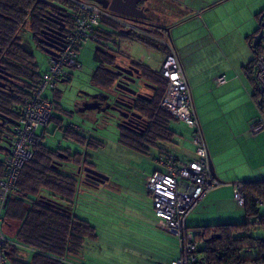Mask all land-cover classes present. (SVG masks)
I'll return each instance as SVG.
<instances>
[{
  "label": "trees",
  "instance_id": "1",
  "mask_svg": "<svg viewBox=\"0 0 264 264\" xmlns=\"http://www.w3.org/2000/svg\"><path fill=\"white\" fill-rule=\"evenodd\" d=\"M36 1L6 0L3 12L14 17L13 29L15 31L22 25L25 29L28 27L33 31L42 27L41 21L30 16ZM258 17L261 18V27L257 34L262 31L264 11ZM70 24L73 28V13ZM103 25L109 26L112 30L121 31L130 39L136 38L145 44L164 50L150 38L125 31L112 20H104L98 29V34L103 39H109L113 34L106 33L102 29ZM251 40L253 44L254 38ZM103 48L97 49L100 66L92 74V85L100 90L110 91L118 79L117 74L110 70V67L116 64L118 54L109 52L105 44ZM253 49L257 56L260 47ZM34 59L28 53L23 54L24 66L21 74L26 84L24 97L11 98L10 105L6 109L8 115L15 121L20 120L25 100L38 87L42 74L46 71L45 69L42 72ZM255 61L256 59L251 63V67L246 69V73L255 85V97L264 113V94L258 88L254 77ZM132 64L140 69L143 80L153 86L152 95L151 100H138L135 107L142 117L140 119L143 122L141 129L136 131L119 125L118 143L127 150L143 155H149L151 150L158 149V161L165 158L168 161L174 156L176 162L181 165V161L172 154L171 149L179 135L178 130L174 128L178 120L161 109L168 82L160 71H155L140 62L133 61ZM71 80V74H68L67 81ZM62 94L59 89L48 94L57 115L53 122L57 129L64 132L65 138L84 147L83 153L77 152L70 155L67 151L50 148L45 144V136L41 135L42 142L35 149L32 161L23 169L7 206L4 222L19 225L15 241H10L6 247V255L10 264H70L68 259L80 254L84 241L97 237L96 228L75 209V206L79 207L78 210L82 207L80 201L82 183L74 171L65 174L63 168L65 167L64 162L75 164L78 167L93 166L88 160L89 151L100 150L104 142L91 135H81L74 125V127L63 125V119L58 116V113L66 115L69 113L62 108ZM13 132L12 127L11 133ZM191 134L192 132L190 137ZM60 153L68 156L67 161H60L61 166L57 163V160H60ZM7 154L5 147L0 146V180L4 177L2 159ZM238 186L245 198V222L200 226L193 229L197 232L196 241L200 245L199 253L203 264H264V239H254L250 235L251 227L264 228V214L261 215L260 212L264 207V179L243 182ZM87 205L89 206L88 203ZM90 205L92 206L93 203ZM253 251L258 253L255 259L242 257V253Z\"/></svg>",
  "mask_w": 264,
  "mask_h": 264
},
{
  "label": "rangeland",
  "instance_id": "2",
  "mask_svg": "<svg viewBox=\"0 0 264 264\" xmlns=\"http://www.w3.org/2000/svg\"><path fill=\"white\" fill-rule=\"evenodd\" d=\"M255 9H258L257 12L263 11L264 0H230L222 4L212 15L215 20H223V24L225 25L234 26L236 24H243L247 27L250 25L251 29L256 31L260 27V22L256 17V13L252 14V10ZM193 27L195 29L194 33H198L201 30L198 29V25H193ZM102 29L108 34L115 33L111 38H105L103 40L109 52L112 51L118 54L116 63L120 65H126L130 60V62H140L153 68L156 66V62L163 58V52L152 45L145 44L136 38L130 39L122 34L121 31L114 32V30L106 25H103ZM190 35L181 38V44L195 38L197 39L196 35ZM229 35L230 39L229 37L227 39L229 52L231 53L233 50L231 54L235 56L246 52L250 53L252 56L250 60L252 61L255 54L250 46H242L241 48V46H239L240 44L238 45L236 41H233L235 33ZM98 48L103 47H99L91 39L87 40L80 51L81 67L78 69H70L68 72L72 75V80L59 85V90L63 93L61 100L62 108L72 115L71 117L69 114L58 113L64 120L65 125L70 123L78 127L82 126L84 121L78 114V111L81 110H79L80 106L83 109L90 101H94L95 99L98 100L100 97L97 96L100 95H106L107 99L112 97L111 91L100 90L92 85V74L100 66L97 57ZM231 54L227 53V62L228 60L231 62L235 60V57ZM35 55L40 68L45 70L48 63L47 57L39 52H36ZM246 80L249 85L251 80L249 78H246ZM144 82V80H138L134 87L142 91V89H144L142 86ZM254 93L255 87L253 89V94ZM203 94L204 90L200 87L197 88L195 96L197 98L196 106L205 120L208 121V119H210L211 121L208 126V138L211 142L210 144L214 154L219 156L217 161L221 163L223 175L226 179L230 180L243 178L245 176L244 158L246 156L249 158L250 156V152H247V148L251 146L255 151L256 147V145L250 141L248 144L247 136L243 135V131L247 129L253 112V106L246 102L245 97H251V95L247 91V88L241 86L239 82H235L230 88L224 90L221 97H218L219 95L217 94H215L217 97H204ZM256 109L257 107L255 110ZM237 112L239 113L237 114ZM88 113L92 115L91 117L93 118V126H91L93 135L91 136L104 142L100 150L89 151L88 160L96 170L109 177L110 180L99 189L90 187L82 188L83 191L80 201L82 207L85 208L82 209L95 217L99 216L102 218V215H104V219L112 223L122 222L126 224L127 228L131 222L130 216L125 214V211L131 212L133 211L132 209L136 207L145 206L150 208L152 206V201L149 198H147V200L144 199L145 191L142 181L145 176L151 174L155 170H159V151L158 149H153L149 155H143L122 147L118 143V114L110 111L107 107L103 106L101 111L90 110ZM258 122L255 121L254 124ZM250 127L251 126H249V130ZM174 128H176L179 133H183V137L186 139L189 138L190 144L195 149L190 139L189 134L191 132L188 127L184 123L178 121L175 123ZM43 130L44 128L39 129L40 135ZM45 144L50 148L70 149L73 151V154L80 151L79 146L73 141L65 138L64 132L61 129H57L55 123H51L47 133H45ZM74 168H76V165L68 163L63 171L65 174L67 172L71 173V170H74ZM223 182L225 183L224 180ZM225 186L228 187L229 184ZM230 186L233 185L231 184ZM90 203H93V205L91 206ZM101 206H104V208L108 210L99 215V208H101ZM236 207L241 209L239 210L240 214H234L238 219H230L236 221L224 222H232L230 224L245 222L246 216L244 206H240L237 203ZM227 209L229 210V208ZM260 212L261 215L264 214V207L261 208ZM90 214L87 215L90 217ZM90 218H92V216ZM106 225L109 226V224ZM114 227L116 231L112 229L109 231L110 233H115V237L118 238V235L125 236L126 239L129 237L127 230H119L117 226ZM138 229L141 228L138 226ZM250 235L254 239H264V228L261 226H253L250 228ZM257 256L258 253L256 251L242 253L244 259H255Z\"/></svg>",
  "mask_w": 264,
  "mask_h": 264
},
{
  "label": "crops",
  "instance_id": "3",
  "mask_svg": "<svg viewBox=\"0 0 264 264\" xmlns=\"http://www.w3.org/2000/svg\"><path fill=\"white\" fill-rule=\"evenodd\" d=\"M227 1L230 0H181L180 7L184 10V13L181 17L183 22L176 31L172 30L171 35H168L166 38V40L168 39L171 46L176 50L184 67L186 77L192 90L195 111L198 116L203 134L205 135L204 137L208 146L210 158L213 162L216 175L219 179L218 181L222 183V185L217 189L211 191L189 215L187 219V227L191 231L200 226L230 224L232 222L224 221H236L230 220L238 219L234 214H240L239 210H241L236 207V186L243 182L264 179V129L258 133H253V128L257 124H254V122H258V120L260 121L264 116V113L261 111L259 102L255 97V93L253 94L255 85L253 87L251 81L248 85V81L246 80V78H249L246 73V69L251 67V63L256 59V55H254V59L252 61L250 60L252 56L247 52L235 56L231 54L233 53V50L231 53L229 52L227 41L228 37L230 39L229 34L235 33V36H233L234 42L236 41L238 45L240 44L239 46H241V48L242 46L247 47V45H249L254 51L251 39L258 35L257 31L261 27V18L258 16L264 10L261 12H257L258 9L252 10V14L256 13V17L260 22V27L256 31L252 30L250 25L248 27L243 24H236L234 26L225 25L223 24V20H215L212 14ZM156 2L157 4L159 3L164 9H172L173 3L169 2V0H156ZM190 12H193L196 15L194 20L191 21H189L187 18ZM171 18L172 16H170L168 20H172L171 22H173L175 19ZM193 25H198V29L201 30L198 33H194L195 29ZM191 33L196 35L197 39L195 38L181 44L180 39L190 35ZM162 48H164V50L160 49V51L163 52V58H161L162 60L156 62L157 64L155 67L152 66L153 70L157 71L161 69L160 67L163 64L166 55L169 53L167 47ZM227 53L235 57L233 62L229 60L227 62ZM128 63H130V60ZM219 77H225L226 83L223 85H217L216 79ZM67 82L68 81L63 80L60 85ZM235 82H239L241 86L246 87L247 91L251 95V97H245L246 102L253 106V112L247 129L243 131V135L247 136L248 144L250 141L254 143L256 147L255 151L251 146L247 148V152H250V156L249 158L247 156L244 158L245 176L243 178H237V180H230L226 179L223 175L221 163L217 161L219 156L214 154L210 144L211 142L208 138V126L211 121L210 119H208V121L205 120L203 115L200 114L196 106L197 98L195 96L197 88L200 87L204 90V97H217V95H219L218 97H221L222 92L230 88ZM91 103L92 101H90L88 104ZM256 107L257 109L255 110ZM88 111L90 110L85 112L78 111L79 116H81L84 121L82 126L78 127L74 124H68L69 126H76L74 128L79 131L78 133L85 136L93 135L91 131V126H93V118L91 117L92 115L88 113ZM238 113L239 112H237V114ZM70 116L72 117L71 114ZM62 121L63 125H65L64 120ZM249 126H251L250 130ZM47 130L48 128L44 129L41 135L45 136ZM182 135L184 136L183 133H179L175 139L176 143L173 144L171 148L172 154L177 156V158L181 161V164L191 161L196 157L195 149L190 144L188 140L189 138L186 139ZM83 148L84 147L81 148V146H79L80 151L77 152L83 153ZM53 149L67 151L70 155L75 154H73V151L70 149ZM67 164L68 162H66V165ZM78 169L79 167L76 165V168H74V170L72 169L71 171H75L74 173H76ZM159 170L162 169L159 168ZM159 170H155L154 172ZM154 172L145 176L144 180L142 181L143 189L145 191L144 199L147 200V198H149L152 201V206L150 208L145 206L138 208L136 207L135 209H132L133 211L131 212L125 211V214L130 216L131 222L127 228L126 224L122 222L112 223L111 221H106L104 219V215H102V218L99 216L95 217L87 211H83V207H80L81 210H78L79 207L75 206L76 212L88 219L90 223L96 228L97 237L93 239H86L82 245L80 254L77 256H71L68 259L70 264H171L172 261L181 257L182 250L179 240L175 236L170 235L156 217L153 207V200L146 187L147 178ZM223 180L226 184H229L228 187L225 186L226 184L223 182ZM231 184L233 186H230ZM83 187L85 186H81L80 193H82ZM9 200L10 197L3 204L2 211L0 209V225L6 237L13 242L15 241V235L19 225L18 223L4 222ZM227 208H229L230 211ZM99 209V215L108 210L104 208V206H101ZM87 214H90L92 218H90L91 216L89 217ZM106 224H109V226ZM114 226H117L119 230H127L129 237L127 239L125 236L120 235H118V238L115 237V233H110L109 231L110 229L115 230ZM138 226L141 229H138Z\"/></svg>",
  "mask_w": 264,
  "mask_h": 264
},
{
  "label": "built area",
  "instance_id": "4",
  "mask_svg": "<svg viewBox=\"0 0 264 264\" xmlns=\"http://www.w3.org/2000/svg\"><path fill=\"white\" fill-rule=\"evenodd\" d=\"M73 13V28L64 50L48 61L45 73L32 94L25 100L19 125L15 127V140L11 153L3 157L4 177L0 180V209L12 195L23 169L32 161L35 149L41 144L39 129H47L56 118L54 104L48 97L67 79L70 69L81 67L80 51L84 43L91 39L97 45L105 42L98 34L104 20L117 22L123 30L133 31V26L116 19L100 5L88 0H70ZM260 50L256 56L254 77L264 94V21L261 31ZM159 70L167 80L168 88L161 103V109L184 123L192 132L191 142L195 146V159L179 165L174 156L170 160L160 159L162 170L154 172L146 180V187L153 200L155 215L170 234L180 243L182 255L171 264H203L199 253L196 231L187 227V219L198 204L222 183L213 178L210 167L208 146L195 111L194 98L184 67L172 46ZM226 83L225 77L216 79L217 85ZM74 127V126H72ZM264 129V116L254 126L253 133ZM235 201L245 205V198L236 186ZM1 217V214H0ZM1 220V218H0ZM10 240L0 225V264H10L6 247Z\"/></svg>",
  "mask_w": 264,
  "mask_h": 264
},
{
  "label": "flooded vegetation",
  "instance_id": "5",
  "mask_svg": "<svg viewBox=\"0 0 264 264\" xmlns=\"http://www.w3.org/2000/svg\"><path fill=\"white\" fill-rule=\"evenodd\" d=\"M88 1L95 2L96 0ZM5 2L6 0H0V146L4 147H6L5 142L13 144L15 140L16 126H14L10 121L18 122L13 120L8 115L6 109H8V106L10 105L11 98L24 97L26 84L21 74L24 66L23 54L28 53V55H31L33 58H35V63H37L35 53L39 52L44 54L47 57V61H49V59L52 58V56H50L49 54L54 51V48L62 47V51L64 50L67 39L72 30L70 24V19H72V5L70 0H37L33 12L30 16H33L37 20L41 21L42 27L34 31L32 29H29L28 27L25 29V26L23 25L18 27L15 31V29H13L15 20L14 17L10 16L8 13L3 12L4 7L6 6ZM47 2L58 5L60 9L48 5ZM100 2L102 3V5H100L101 7H112L116 11L131 13L136 17H141L142 20L140 21L133 18L123 19L120 17V15L106 10L107 12L111 13L116 19L122 20L121 22L131 24L133 26V31L131 32L148 37L156 45H159L161 47H167L168 45L171 46L170 41L168 39L166 40V38L168 37L166 29L176 31L183 22V20H181V17L184 13V10L180 7L181 0H169V2L173 3L171 10L164 9L159 3L157 4L156 0H100ZM132 4H136L137 8L140 11L135 10ZM170 16H172L171 19H175L176 21H169L168 19L170 18ZM195 16L196 15L193 12H190L187 18L189 21H191L194 20ZM116 31L119 30L114 29V32ZM98 46L103 47V45ZM130 65H133L132 62L123 66L128 67ZM113 66L110 67V70L116 74L117 72L113 68ZM15 68L18 71H16ZM40 70L42 71V69ZM65 80L67 81V79ZM120 80L121 79L118 77L114 84V87L112 88V90H110L112 92V97L107 99L106 95H100L97 96L100 97L98 100L95 99L94 101H92L91 104H98V108H96L95 110L101 111L103 106H105L110 111H112L113 103L116 97H127L125 93L123 94V92H121L120 90L116 91L115 89L116 84ZM60 83L58 84V86L60 85ZM146 83L147 82L145 81L143 85H145ZM58 86L56 89H58ZM130 86L131 88L137 89L134 87L135 85L131 84ZM143 88L144 89H142V91L138 90V92L147 95L151 100L152 87ZM138 100L132 103L134 107L132 112L137 114L139 113L138 111H136L135 107ZM80 109H82L81 106L79 107V110ZM140 119L130 116L128 118L129 125H124V118H119L120 122L118 125H123L125 127L127 126L130 129L137 131L138 129H141L140 127L143 123ZM12 127L14 129L13 133H11ZM64 155L65 154L60 153V160H57V163H60V161L68 160V156L65 155L67 156V158H64ZM65 165L66 162H64V166ZM86 167L96 170L94 166L86 165L84 167H79L81 171L79 173L78 169L76 174L80 179L82 186L95 189L101 188V186L103 185H98L99 187H97L92 183L85 182V173L83 170Z\"/></svg>",
  "mask_w": 264,
  "mask_h": 264
},
{
  "label": "water",
  "instance_id": "6",
  "mask_svg": "<svg viewBox=\"0 0 264 264\" xmlns=\"http://www.w3.org/2000/svg\"><path fill=\"white\" fill-rule=\"evenodd\" d=\"M97 4L102 5V3L100 2V0H96L95 1ZM48 5L53 6L54 8H58L60 9V7L56 4L47 2ZM133 8L137 11H140L137 8L136 4H132ZM105 10H108L114 14H118L120 15L121 18L126 19V18H133L136 20H142L141 17H136L135 15H132L131 13H124V12H119L114 10L112 7H105L102 6ZM130 32V31H129ZM128 32V33H129ZM166 32L168 33V35H171L172 30L171 29H166ZM261 38L262 35L261 33H259L257 36L254 37V41H253V47H258L261 43ZM62 51V47L59 48H54V51L52 53H50L49 55L52 57H57L59 56V53ZM113 68L116 70V74L117 76L121 79L115 86L116 91H121L123 92V94L125 93V95L127 97H116L113 103V108L112 111L118 113L119 118H124L125 123L124 125H129L128 122V118L130 116L134 117V118H142L141 115L132 112L133 111V105L132 103L135 102L138 99H149L150 97H148L147 95H144L142 93H139L137 89L131 88V84L132 85H136L138 80H143V76L142 73L140 71V69H138L137 67L130 65L128 67H125L123 65L120 64H115L113 66ZM143 87H152L153 86L151 84H149L148 82L145 85H142ZM96 108H98V104H88L86 105L83 109H81V112H85L87 110H95ZM14 126H18L19 123L18 122H14V121H10ZM120 122V120H119ZM123 124V123H122ZM6 147L5 149L7 150V153H11V149L13 144L7 143L5 142ZM64 158H67V156L64 155ZM60 166L62 164L58 163ZM210 167H211V173L214 179L219 180L216 172H215V168L213 165V162L210 158ZM80 169H79V173H80ZM84 173H85V182L88 183H92L95 186L99 187L98 185H104L106 182H108L110 180L109 177H107L106 175L91 169L89 167L84 168Z\"/></svg>",
  "mask_w": 264,
  "mask_h": 264
}]
</instances>
